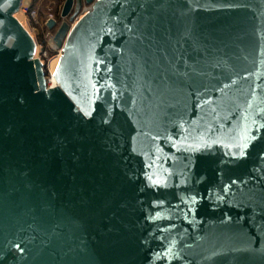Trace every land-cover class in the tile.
Segmentation results:
<instances>
[{
  "label": "water",
  "instance_id": "1",
  "mask_svg": "<svg viewBox=\"0 0 264 264\" xmlns=\"http://www.w3.org/2000/svg\"><path fill=\"white\" fill-rule=\"evenodd\" d=\"M19 4L0 0V264H264V0H65L54 86Z\"/></svg>",
  "mask_w": 264,
  "mask_h": 264
},
{
  "label": "rangeland",
  "instance_id": "2",
  "mask_svg": "<svg viewBox=\"0 0 264 264\" xmlns=\"http://www.w3.org/2000/svg\"><path fill=\"white\" fill-rule=\"evenodd\" d=\"M30 3L31 11L35 12L34 19H29L28 22L21 16V12H18L15 16L19 23L24 27V29L32 32L38 43H44L46 35V26L44 25L47 18L50 16L54 21L57 22L56 26H59L62 22L68 23V19L61 18V10L65 0H26ZM81 15L79 13L78 17ZM80 19V18H78ZM76 20L72 24H75ZM54 32V30H53ZM52 52L48 50V55Z\"/></svg>",
  "mask_w": 264,
  "mask_h": 264
},
{
  "label": "built area",
  "instance_id": "3",
  "mask_svg": "<svg viewBox=\"0 0 264 264\" xmlns=\"http://www.w3.org/2000/svg\"><path fill=\"white\" fill-rule=\"evenodd\" d=\"M90 10V6L83 5L81 8V15L78 18H81L83 14H85L87 11ZM17 12H21V16L26 20V22L29 21V19H34L35 12L31 11L30 3L26 0H20L19 8ZM53 20L50 16L46 19L44 25L48 23V21ZM54 21V20H53ZM24 28V27H23ZM47 29V27H46ZM25 31L29 34V36L32 38L35 44V52H34V59H37L41 62V64L45 68V72L47 74V84L49 85L48 80V72H47V65L51 63L56 57L61 56V48L57 46V44L54 42V32L53 30H46L45 40L44 43H38L36 40V37L34 35V31L30 32L25 29ZM48 50L52 52L50 55H48ZM51 86V85H49Z\"/></svg>",
  "mask_w": 264,
  "mask_h": 264
},
{
  "label": "snow or ice",
  "instance_id": "4",
  "mask_svg": "<svg viewBox=\"0 0 264 264\" xmlns=\"http://www.w3.org/2000/svg\"><path fill=\"white\" fill-rule=\"evenodd\" d=\"M253 123H255V121ZM261 129H264V124L259 125L255 130L257 132H260ZM245 133L246 134L243 137V142L235 145L236 148H239V151L232 153V159L233 160L245 158L247 155V151L250 148L251 144L259 138L258 136L251 134L252 133L251 128H246ZM172 146L176 147V145H174V144ZM262 155H264V154H262ZM194 166H195V160L193 159L192 160V167H194ZM145 176H146L147 180L149 181L148 187H150V188H154V189L158 190L160 188L169 187V185L167 183V178H165L164 183H159L157 181H154L151 176H148L147 172H145ZM232 183L235 184V183H237V181L233 180ZM177 187H180V185H177ZM190 199H191L192 204L198 203L196 195H191ZM217 199H223V197H217ZM185 202H187V201H185ZM159 203H163V201H160ZM194 210L195 209H193V208H189V211H194ZM161 230H163V229H161ZM164 258H165L164 256H162V255L160 256L161 260H163Z\"/></svg>",
  "mask_w": 264,
  "mask_h": 264
},
{
  "label": "bare ground",
  "instance_id": "5",
  "mask_svg": "<svg viewBox=\"0 0 264 264\" xmlns=\"http://www.w3.org/2000/svg\"><path fill=\"white\" fill-rule=\"evenodd\" d=\"M18 12H16L15 14H14V18L16 19V14H17ZM17 20V19H16ZM18 21V20H17ZM19 22V21H18ZM58 60H59V57H56L51 63H49L48 65H47V72H48V74H49V76H48V80H49V85H51V86H54L55 85V81H54V79H53V73H54V70H55V68H56V66H57V63H58Z\"/></svg>",
  "mask_w": 264,
  "mask_h": 264
},
{
  "label": "flooded vegetation",
  "instance_id": "6",
  "mask_svg": "<svg viewBox=\"0 0 264 264\" xmlns=\"http://www.w3.org/2000/svg\"><path fill=\"white\" fill-rule=\"evenodd\" d=\"M55 22V24L57 25V22L56 21H54Z\"/></svg>",
  "mask_w": 264,
  "mask_h": 264
}]
</instances>
